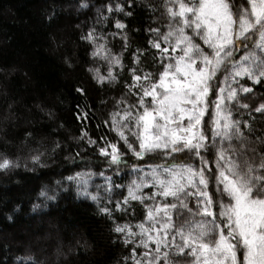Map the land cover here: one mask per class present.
I'll return each instance as SVG.
<instances>
[{"label":"snow or ice","instance_id":"obj_1","mask_svg":"<svg viewBox=\"0 0 264 264\" xmlns=\"http://www.w3.org/2000/svg\"><path fill=\"white\" fill-rule=\"evenodd\" d=\"M134 6V0H110L105 8L131 17ZM145 7L167 23L147 27L148 47L132 53L130 82L105 121L116 139H93L86 130L80 139L95 145L110 166L123 162L122 148L136 160L180 158L132 164L134 178L126 186L103 171L67 179L97 202L101 187L109 202L114 189L126 187L113 207L99 209L109 219L116 211L121 218L131 214L124 223L113 220L127 249L120 264H264V102L252 109L259 119L233 115L234 107L249 108L239 102L241 93L252 99L253 88L264 87V0H160ZM114 27L108 35L119 36L126 51L127 25L116 18ZM81 39L91 43L93 57L108 62L107 75L89 69L93 79L100 85L117 81L123 51L113 53L95 28ZM87 118V112L77 115ZM12 163L0 158V169ZM93 175L104 179L96 193L88 191Z\"/></svg>","mask_w":264,"mask_h":264},{"label":"trees","instance_id":"obj_2","mask_svg":"<svg viewBox=\"0 0 264 264\" xmlns=\"http://www.w3.org/2000/svg\"><path fill=\"white\" fill-rule=\"evenodd\" d=\"M109 2L0 0V158L6 156L13 162L0 169V264H120L127 249L112 230L113 220L124 223L132 219L131 214L121 218L116 211L109 219L99 209L106 204L113 207L122 199L121 193L126 194V187L114 189L111 202L101 187L97 202L80 194L67 177L103 171L116 184L126 186L134 178L132 164L180 158L181 154H173L136 160L122 148L123 162L110 166L95 145L80 139L82 130L93 139H116L105 121L130 82L127 69L132 66V53L138 46L148 47L147 27L163 28L167 23L159 11L150 14L145 7L160 0H134V8L128 9L133 11L131 17L108 13L105 5ZM116 18L127 25L126 51L119 36L108 35L117 31ZM93 28L105 34L113 53L123 51L125 68L114 70L119 79L112 84H98L89 71L108 72V62L93 57L91 43L81 39ZM154 51L149 49V53ZM247 86L252 82L247 81ZM251 95L254 98L240 94L239 102L249 108L234 107L237 119H259L260 114L252 109L264 102V87L255 86ZM82 112L88 113L83 121L77 119ZM34 156L39 159L34 161ZM103 184L102 177L93 175L88 191L96 193V185ZM135 207L137 219L142 218L139 206Z\"/></svg>","mask_w":264,"mask_h":264}]
</instances>
